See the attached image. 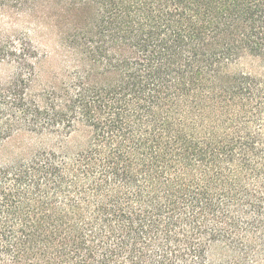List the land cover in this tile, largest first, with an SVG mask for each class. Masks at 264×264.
<instances>
[{"label": "trees", "instance_id": "1", "mask_svg": "<svg viewBox=\"0 0 264 264\" xmlns=\"http://www.w3.org/2000/svg\"><path fill=\"white\" fill-rule=\"evenodd\" d=\"M0 10V264H264V0Z\"/></svg>", "mask_w": 264, "mask_h": 264}, {"label": "rangeland", "instance_id": "2", "mask_svg": "<svg viewBox=\"0 0 264 264\" xmlns=\"http://www.w3.org/2000/svg\"><path fill=\"white\" fill-rule=\"evenodd\" d=\"M62 6L51 3L50 6L46 8V10L50 12H60ZM31 21L33 18L31 16H24L21 18H17L15 15H7L4 14L0 10V38H7L11 34H17L19 32L25 31V29L31 26ZM56 39V33L52 32L50 34V43H53ZM251 66L250 60H243L241 67L248 68ZM13 72V69L6 64H0V81L6 80Z\"/></svg>", "mask_w": 264, "mask_h": 264}]
</instances>
